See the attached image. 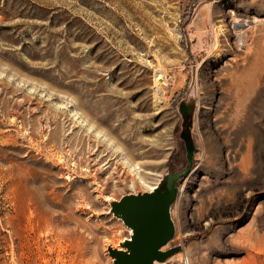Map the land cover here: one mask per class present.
I'll return each instance as SVG.
<instances>
[{"label": "rangeland", "instance_id": "1", "mask_svg": "<svg viewBox=\"0 0 264 264\" xmlns=\"http://www.w3.org/2000/svg\"><path fill=\"white\" fill-rule=\"evenodd\" d=\"M185 100L162 264H264V0H0V264H112Z\"/></svg>", "mask_w": 264, "mask_h": 264}, {"label": "water", "instance_id": "2", "mask_svg": "<svg viewBox=\"0 0 264 264\" xmlns=\"http://www.w3.org/2000/svg\"><path fill=\"white\" fill-rule=\"evenodd\" d=\"M178 111L182 121L179 139L187 163L183 173L168 172L160 176L150 190L129 191L118 199H104L109 205L108 213L122 221L129 235L119 243V249L108 247L112 264H162L181 251L180 245H170L175 235L171 207L178 196L181 179L191 170L197 148L192 134L193 106L186 100L181 101Z\"/></svg>", "mask_w": 264, "mask_h": 264}, {"label": "flooded vegetation", "instance_id": "3", "mask_svg": "<svg viewBox=\"0 0 264 264\" xmlns=\"http://www.w3.org/2000/svg\"><path fill=\"white\" fill-rule=\"evenodd\" d=\"M187 166V163L185 161H183L180 164H177L176 162H174V160L170 161L168 166H167V173L168 172H173V173H183L185 167Z\"/></svg>", "mask_w": 264, "mask_h": 264}, {"label": "trees", "instance_id": "4", "mask_svg": "<svg viewBox=\"0 0 264 264\" xmlns=\"http://www.w3.org/2000/svg\"><path fill=\"white\" fill-rule=\"evenodd\" d=\"M184 156H185V151H184ZM174 160V162H176L177 164L182 163L184 160V158L180 155V153L178 152V150H174L173 153L171 154V156L169 157L168 163L169 164L170 161ZM192 165H193V161H192ZM182 180V179H181ZM181 182V181H180Z\"/></svg>", "mask_w": 264, "mask_h": 264}, {"label": "bare ground", "instance_id": "5", "mask_svg": "<svg viewBox=\"0 0 264 264\" xmlns=\"http://www.w3.org/2000/svg\"><path fill=\"white\" fill-rule=\"evenodd\" d=\"M99 134V133H98ZM97 136V135H96ZM99 136H100V134H99ZM99 138V137H98ZM99 142V141H98ZM100 146H102V145H100ZM96 163V162H95ZM96 166V165H95ZM136 167V166H135ZM129 169H131V168H129ZM134 171V170H133ZM136 171H139V170H135V172ZM100 172H101V170H100ZM138 173V172H137ZM136 174V173H135ZM150 175V174H149ZM138 177V176H137ZM137 177H136V179H137ZM139 177H140V175H139ZM141 180V179H140ZM144 180H145V178H144ZM147 180V179H146ZM149 180V179H148ZM137 182V181H136ZM141 182V181H140ZM143 182V181H142ZM149 182V181H148ZM147 182V183H148ZM153 182V181H152ZM151 183V182H150ZM156 183V182H155ZM145 184V183H144ZM144 184H142V186L144 185ZM147 185L145 184V187H146ZM148 187L150 188V189H153L154 187L152 186V184L151 185H149V183H148ZM147 187V188H148ZM165 263V262H164Z\"/></svg>", "mask_w": 264, "mask_h": 264}]
</instances>
